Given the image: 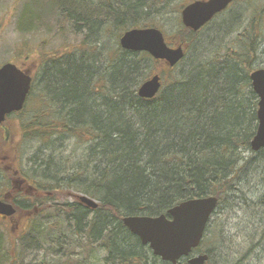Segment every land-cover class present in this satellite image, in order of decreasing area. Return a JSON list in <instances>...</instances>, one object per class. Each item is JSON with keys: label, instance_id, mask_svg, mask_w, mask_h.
Returning <instances> with one entry per match:
<instances>
[{"label": "trees", "instance_id": "1", "mask_svg": "<svg viewBox=\"0 0 264 264\" xmlns=\"http://www.w3.org/2000/svg\"><path fill=\"white\" fill-rule=\"evenodd\" d=\"M43 2L60 27L67 24L73 33H88L80 50L67 53L66 69L57 65L52 70V89L64 94L67 110L56 112L51 125L36 116L32 134L36 141H46L47 133H67L88 147L60 164L53 154L38 157L34 180L41 190L46 187L42 184L49 185L47 202H55L63 190H73L100 203L97 216L87 222L90 210L79 202L55 205L32 217L25 235L50 247L61 244L62 238L55 228L36 225L37 217L59 214L74 222L71 243L83 250L69 254L66 262L58 254L61 258L52 264L73 259L95 264L100 251L107 254L105 264H149L151 257L168 264L141 244L123 225L124 218L166 215L182 202L210 196L218 199L217 209L236 203L264 208V197L259 203L247 200L248 180L264 172V149L251 148L258 129V97L250 80L254 71L264 68V0H236L198 32L182 25L173 45H183L186 56L173 68L147 53L124 51L119 44L128 30L150 27V11L157 7L166 13L171 0ZM114 30L117 43L106 49L103 36L114 35ZM96 32L97 41L87 44ZM149 62L163 64L172 73L151 100L138 96L150 75ZM260 186L264 188L261 183L254 188ZM259 225L258 244L263 245L264 215ZM208 227L196 253L207 254V264H216L213 253L224 233L217 227L209 237ZM8 235L6 230L0 233V264H23L26 249L9 242ZM89 244L92 249L85 248Z\"/></svg>", "mask_w": 264, "mask_h": 264}, {"label": "rangeland", "instance_id": "2", "mask_svg": "<svg viewBox=\"0 0 264 264\" xmlns=\"http://www.w3.org/2000/svg\"><path fill=\"white\" fill-rule=\"evenodd\" d=\"M43 1L44 0H0V67L12 62L29 69L32 64H39L53 54L59 55L65 51H78L82 48V44L85 40L84 37H86L88 32L83 30L78 34L73 33L67 24L60 27V23L54 16L51 15L50 17V14H48L47 8L45 7L46 3ZM188 4V0H171V7H169L166 13L161 12L155 7V9L150 11L147 17L149 21H153V24H149V26L158 28L164 32L167 42L173 45L177 39V33L182 26L181 11ZM32 29L34 30L29 33L26 32ZM98 35L97 32L94 33V36L91 34L87 44H94L97 41ZM115 41L117 43L115 30L114 35L111 34L108 36L104 34L103 44L106 49L115 46ZM261 61H263L262 58ZM148 65L150 67L148 79L155 75H159L162 77L163 84H165L164 81L167 82L171 79L172 73L168 74L163 64L149 62ZM185 66L186 64L183 63L179 66V69ZM48 86L52 89V85L49 84ZM52 94L56 96L53 91ZM43 109H45V107ZM22 119L24 120L26 118L21 117V119L19 118L18 120L14 118V124L18 123V121L22 122ZM53 119L52 116L51 120ZM17 126L10 128V125L6 124L5 127L11 129L10 135L7 136V138L10 136V140L5 139L4 134L0 130V158L8 157L7 160H5V164H3L0 159L1 192L7 191L8 189L10 190L8 178L9 175L10 177L12 176L11 171L8 175L2 171L4 167L8 166L7 164H11L13 168H20L27 177V174H30L29 170L33 166L32 159L34 156L36 160L38 157L41 158V156H44L45 158L53 154L56 157L55 160L60 164L67 161L70 155L74 154V157L80 156L88 147L78 143L75 138L67 133H60L58 135L47 134L46 141L41 139L36 141L33 137L32 140L19 145L20 136L18 135L19 132H17ZM75 148L77 151L74 150ZM16 149L19 150L15 151ZM13 151L19 155L16 165L13 162L16 160V157L12 154ZM253 178L248 180L251 182V185L249 186L250 190L247 195V200L249 202L259 203L258 199L264 197V188L261 186L260 188L254 187L260 183L264 184V172L261 174L259 173L258 176ZM44 185L49 188L48 184H42V186ZM46 187L44 189L42 188V191H45ZM41 194H43V192H41ZM58 194L60 195L55 197L57 198L55 202H47V207L75 204L78 202L76 197L82 195L73 190H63ZM236 204L234 206H220L210 220L208 227L209 237L213 234V231L217 230V227L224 233L223 239H218L220 246L216 248L212 247L215 248L213 253L214 260L216 264H264V244H258L259 236L257 235L260 232L258 228L260 227L259 220L264 215V208H261V205L258 207L256 205L251 207L246 204L239 206ZM51 207L49 209H51ZM250 207L253 208L254 215L252 214V216V209H250ZM32 210L33 209H27L19 212L18 224H4L5 222L0 220V233L2 232L4 235V230H6L9 234V242L18 244L17 247L20 248L23 246L26 249L27 254L23 264H52L53 261L55 262V260L61 258L59 255L65 256L63 259L64 262H66L65 260L69 254L72 253L73 256H77L78 251L83 250L82 248L76 249L77 244L71 243V240L75 239L74 222L72 220H66L65 217L61 218L59 214H54L52 216L50 213H45L37 217L38 219L35 224L41 225L40 228L44 229L48 228L50 230L55 228L53 232L57 233L58 236L62 238L60 242L62 246H59L61 244H55L52 247L47 244L43 245L41 241H39V238L31 240L33 236H26L25 234L28 228H30V223H34L31 218L36 215H33V212L31 213ZM39 210L43 211V209ZM86 215L88 218L86 220L87 222L97 216V211H90ZM81 232L84 241L87 238L83 234V230ZM98 243L94 246L98 247ZM206 246L209 247V245ZM87 247H91L92 249L90 244L85 246V248ZM106 255V252H98L94 263L105 264L104 258ZM75 260L76 259H73V262L70 264H80L79 262L76 263L77 261L75 262ZM149 264H160V262L151 257Z\"/></svg>", "mask_w": 264, "mask_h": 264}, {"label": "water", "instance_id": "3", "mask_svg": "<svg viewBox=\"0 0 264 264\" xmlns=\"http://www.w3.org/2000/svg\"><path fill=\"white\" fill-rule=\"evenodd\" d=\"M191 3L181 13L184 27L198 32L218 14L226 11L234 0H189ZM123 50L148 53L153 59L165 61L175 67L184 56L182 46L170 47L164 34L157 28H135L120 39ZM250 80L258 97V129L251 143L254 152L264 149V68L254 71ZM31 87V77L13 64L0 69V124L7 115L22 109ZM162 88L159 75L146 81L138 90L142 99H154ZM78 200L92 210L99 208L95 200L81 195ZM218 205L214 196L185 201L171 208L167 215L157 217H126L123 225L137 236L142 245L148 246L154 256L170 264H178L188 258L187 264H207V254L194 255L193 250L201 245L207 225ZM16 213L11 204L0 200V215L13 217Z\"/></svg>", "mask_w": 264, "mask_h": 264}, {"label": "flooded vegetation", "instance_id": "4", "mask_svg": "<svg viewBox=\"0 0 264 264\" xmlns=\"http://www.w3.org/2000/svg\"><path fill=\"white\" fill-rule=\"evenodd\" d=\"M67 53L68 52L65 51L64 53H60L59 55L53 54L39 64H32L29 69L19 64H15L21 71L31 77V87L26 96L22 109L19 111H14L11 114L7 115L5 121L0 124V130L4 134L5 139L10 140V136L8 138L7 136L10 135L11 131V129L5 127L6 124H9L10 128L18 125L17 132H19L18 135L20 136L18 144L21 145L24 142H28L29 140L33 139L34 134H32L31 128L32 125H34L33 122L35 121L36 116H42L43 119L48 122L49 125H51L53 123V120H56V117H54V114L56 112L67 110L64 94L60 93L59 90H52L48 86L49 84L51 85L55 82V73H53L52 70L55 69L57 65H59L62 70L66 69ZM52 91L56 94V96L52 94ZM44 107L46 111L45 109H43ZM52 116L54 118L53 120H51ZM21 117H25L26 119H22V122L18 121V123L14 124L13 119L17 118L18 120L19 118L21 119ZM59 125L62 126L63 122L60 121ZM18 150L19 149H16L15 151ZM12 154L16 157V160L13 161L16 165L17 160L19 159V155H17L14 151L12 152ZM7 158L8 157H1V162L5 164V160H7ZM7 165L8 166L4 167L2 171L7 175L11 171L12 176L10 177L9 175L8 178L10 190L8 189L4 192L0 191V200L6 202L7 204H11L16 209V215L13 218L0 216V220L5 223L18 224V218L20 216L19 212L25 211L27 209H33L31 213L33 212V215H39L40 213H42V211L39 209L50 210L49 208L51 206L47 207L46 199L51 194L39 189L38 185L36 184V180H34V170L36 168L35 156L32 159L33 166L29 170L30 174H27V177L25 176V174H23L20 168H13L11 164ZM41 192H43V194H41Z\"/></svg>", "mask_w": 264, "mask_h": 264}]
</instances>
